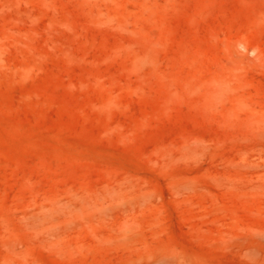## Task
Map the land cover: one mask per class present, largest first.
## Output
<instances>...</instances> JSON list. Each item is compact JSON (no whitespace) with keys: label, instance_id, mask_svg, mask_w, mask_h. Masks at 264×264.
<instances>
[{"label":"rangeland","instance_id":"1","mask_svg":"<svg viewBox=\"0 0 264 264\" xmlns=\"http://www.w3.org/2000/svg\"><path fill=\"white\" fill-rule=\"evenodd\" d=\"M0 264H264V0H0Z\"/></svg>","mask_w":264,"mask_h":264}]
</instances>
